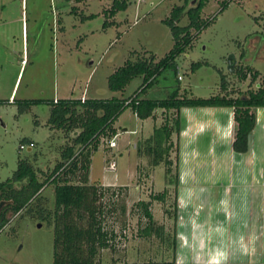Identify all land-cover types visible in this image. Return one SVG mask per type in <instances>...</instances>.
<instances>
[{"label": "rangeland", "instance_id": "obj_1", "mask_svg": "<svg viewBox=\"0 0 264 264\" xmlns=\"http://www.w3.org/2000/svg\"><path fill=\"white\" fill-rule=\"evenodd\" d=\"M118 2L123 0H0V182L14 175L22 159L44 171L61 160L67 138L49 123V103L54 99L139 97L143 77L124 91L113 92L110 76L129 62L166 57L175 45L166 21L175 8L185 7L187 12L191 7L187 0H131L126 10L107 17ZM202 19L206 26L177 59V76L182 79L165 71L142 97L167 99L180 87L182 95L210 98L223 93V78L228 91L264 86V0H209ZM187 23L186 15L179 25ZM229 59L237 69L253 67L261 78L253 86L251 75L241 80L230 71ZM29 101L40 104L26 108ZM223 113H168L170 122L177 117L181 121L172 136L170 158L178 183L171 186H166L164 165L154 168L152 158L138 150L166 116L160 110L156 119L142 120L132 107L120 114L114 124L117 146L109 145L114 135L103 137L92 158L90 182L110 189L103 202L112 206L116 202L119 210L106 224L121 235L116 251H102L97 262L206 264L207 246L217 255L227 250L228 242L239 239L246 244L250 263H264V201L254 199L258 191L252 184L243 189L249 191L243 201L236 185L239 166L251 165L253 158L234 151L237 124L224 136ZM111 163L117 167L110 168ZM166 189V202L153 201L151 210L157 224L175 235L174 256L159 238L146 241L138 235L147 219L137 203ZM52 193L51 187L44 192L49 207ZM122 206L127 207L125 215ZM241 213V222L230 221ZM226 217L230 222L222 221ZM0 264H54V226L35 214L11 218L0 232Z\"/></svg>", "mask_w": 264, "mask_h": 264}, {"label": "trees", "instance_id": "obj_2", "mask_svg": "<svg viewBox=\"0 0 264 264\" xmlns=\"http://www.w3.org/2000/svg\"><path fill=\"white\" fill-rule=\"evenodd\" d=\"M130 0L118 2L107 17H115L118 12L128 8ZM185 12V7H177L166 21L170 26L175 45L160 61L156 57L129 62L119 68L109 79V88L113 92L124 91L138 77L144 78L140 88V96L131 99L113 97L111 99H56L49 103V123L53 128L62 130L66 135V144L60 149L61 160L51 171L36 167L29 159L19 161L14 175L0 182V203L6 201L0 214V232L10 222L11 218L23 213L37 215L42 221L54 226V264H102L97 258L104 250L116 251L119 234L113 228L107 227L109 217L116 216L118 208L104 203L107 191L101 186L90 182L93 156L100 149L103 137L117 136L114 124L120 114L129 107L142 120L156 118L160 110L166 116L163 125L156 127L151 137L142 141L138 150L140 154L147 153L152 159L154 168L164 165L166 186L177 185L178 178L172 170L173 161L170 158L173 149L172 136L179 132L181 121L179 117L169 121L168 113L182 108L229 107L234 109V119L237 124L233 149L237 153H247L250 149V136L257 124L254 109L264 107V86L254 89L250 86L245 91H234L237 98L230 96L226 79L223 78L219 93L210 98L182 95L180 87L172 92L169 98L152 100L142 97L157 78L165 71L178 75V57L191 46L196 35L206 26L202 14L209 0H195ZM188 23L180 26L184 16ZM195 31V33H194ZM233 67L241 80L252 77V86L261 73L251 66L237 69ZM197 67L193 65V69ZM178 77V76H177ZM127 104V102H129ZM40 104V101H29L26 108ZM33 142H31L32 144ZM37 157V156H36ZM52 188V206L49 207L44 192ZM115 195V192L112 193ZM120 197V193L118 192ZM167 189L151 200H140L137 208L142 211L147 224L139 229V237L150 240L157 237L161 244L176 253V237L167 233L164 225H158L151 210L153 201L165 203L168 198ZM127 207L122 206V214ZM125 237V236H124ZM122 238V237H121ZM131 264H175L169 261H146ZM264 264V263H249Z\"/></svg>", "mask_w": 264, "mask_h": 264}, {"label": "crops", "instance_id": "obj_3", "mask_svg": "<svg viewBox=\"0 0 264 264\" xmlns=\"http://www.w3.org/2000/svg\"><path fill=\"white\" fill-rule=\"evenodd\" d=\"M259 78H261V75L259 76ZM58 99H61V98H57V100ZM82 99H87V98L82 97ZM189 110H223L224 113L222 114L221 117L225 123V127L222 129L224 130L223 131L224 136L230 135L231 133L230 126L233 127L235 124V119L234 118L231 119L230 117V111L234 112L233 108H229V107L189 108V107H186V108L181 109V113L184 114L185 111H189ZM227 111H229V113ZM254 112L256 113V116H257V124H256L254 131L252 132L250 136V149L247 153L239 154V155H243L246 157L252 156L253 165L251 164L249 166H246L242 164L239 166L240 169L239 168L238 169L240 171L237 173L239 181L236 182V185H237V188L241 187L240 188L241 190L239 191L238 196L240 198L243 196V198H241L243 201L244 199L246 201L249 198V191L244 192L243 189H245V186L247 184L248 185L252 184L258 191L257 192L258 194L254 196V199L256 201L258 200V202L260 201L263 202L264 201V107L256 108L254 109ZM251 214L249 213L248 215L246 214L245 216L250 217ZM238 215H239L238 217L231 219L230 221L232 220L239 221V218L242 217V213ZM248 217L246 218L248 219ZM222 221L224 223L229 221L228 217L223 218ZM226 229H228V227ZM238 237L241 238L242 235L238 234L237 238ZM206 248L207 249H204V251L202 249V251L204 252V256L206 255V257L204 258L206 259L205 260L206 264H225V263L226 264H249L250 263V261H248V251H247L246 244H242V241L239 239H237V241H235L234 243L228 242L227 247H224V249L227 248V250H220L221 252L220 253L218 252L217 255L213 253V250L212 251L209 250V246H207ZM213 260H219L220 262L214 263L212 262Z\"/></svg>", "mask_w": 264, "mask_h": 264}, {"label": "built area", "instance_id": "obj_4", "mask_svg": "<svg viewBox=\"0 0 264 264\" xmlns=\"http://www.w3.org/2000/svg\"><path fill=\"white\" fill-rule=\"evenodd\" d=\"M143 1H145V0H138V2H143ZM178 78L182 79L181 76L178 77ZM228 92L230 93L231 97H233V98H237L238 97V95L234 93V90H230ZM56 102H57V99H56ZM129 103H130V101L127 102V104H129ZM109 145H110L111 148H115L117 146L116 136L113 139L110 140ZM30 146L33 147L34 144L33 143L30 144ZM25 148H26L25 145H21V149H25ZM116 167H117L116 163H111L110 168L115 169Z\"/></svg>", "mask_w": 264, "mask_h": 264}, {"label": "water", "instance_id": "obj_5", "mask_svg": "<svg viewBox=\"0 0 264 264\" xmlns=\"http://www.w3.org/2000/svg\"><path fill=\"white\" fill-rule=\"evenodd\" d=\"M228 63H229V69H230V71H231L232 73H234V72H235V69H234V67H233V61H232V59H229ZM124 131H127V129H125ZM30 150H31V149H30ZM6 204H7L6 201H2V202L0 203V214H1V211L3 210V208H4V206H5Z\"/></svg>", "mask_w": 264, "mask_h": 264}]
</instances>
